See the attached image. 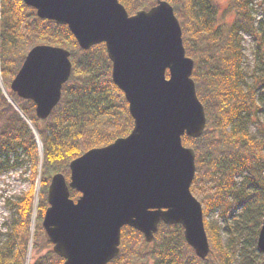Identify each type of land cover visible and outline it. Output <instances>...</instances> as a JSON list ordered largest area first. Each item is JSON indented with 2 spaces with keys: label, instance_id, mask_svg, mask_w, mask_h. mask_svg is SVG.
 <instances>
[{
  "label": "trees",
  "instance_id": "16d2710c",
  "mask_svg": "<svg viewBox=\"0 0 264 264\" xmlns=\"http://www.w3.org/2000/svg\"><path fill=\"white\" fill-rule=\"evenodd\" d=\"M166 1L179 20L185 55L194 61L191 76L205 113L201 135H183L181 141L194 151L196 173L190 192L202 206L209 254L204 259L197 257L179 224L160 223L152 242L124 226L120 252L108 264H264V255L256 246L264 216V132L257 138L248 130L253 115H264V22L254 28L258 36L254 49L259 64L255 69L258 85H247L241 34L250 32L255 22L251 0H228L233 21L227 26H217L215 0ZM119 3L132 15L149 9L156 0ZM73 36L67 26L38 18L34 8L22 0H0L3 86L10 88L27 52L35 45L68 49L72 63L60 100L44 120L36 117L30 99L18 98L11 90L6 97L0 89V172L17 165L21 157L29 164L31 180L29 190L12 203L16 215L0 242V264H26L29 242L32 248L48 250L28 264H63L41 227L51 177L61 173L68 181L73 159L128 135L132 129L124 94L111 79L105 45L83 50ZM26 120L40 140L41 153ZM39 168L40 189L30 236L34 181ZM69 196L76 200L79 193L69 189ZM225 204H229V214L223 226L208 222V213L218 209L225 216ZM222 231L229 239L226 243ZM237 240H241L238 250Z\"/></svg>",
  "mask_w": 264,
  "mask_h": 264
},
{
  "label": "water",
  "instance_id": "95a60500",
  "mask_svg": "<svg viewBox=\"0 0 264 264\" xmlns=\"http://www.w3.org/2000/svg\"><path fill=\"white\" fill-rule=\"evenodd\" d=\"M22 1L38 18L67 26L81 49L105 45L111 79L133 121L128 135L73 159L68 181L61 173L51 177L41 227L53 252L63 264H108L120 252L122 227L152 242L163 223L181 225L186 243L204 259L202 206L190 192L194 151L181 138L199 137L206 119L172 6L156 0L129 15L119 0ZM18 69L9 90L46 119L71 74L70 52L38 44ZM69 189L79 193L76 200ZM259 230L256 246L264 255V216Z\"/></svg>",
  "mask_w": 264,
  "mask_h": 264
},
{
  "label": "rangeland",
  "instance_id": "374dc122",
  "mask_svg": "<svg viewBox=\"0 0 264 264\" xmlns=\"http://www.w3.org/2000/svg\"><path fill=\"white\" fill-rule=\"evenodd\" d=\"M217 6V26H227L230 25L233 21L232 12L229 10L228 7V0H215ZM252 16L255 19L254 25L251 26L250 32H242V48H243V63L242 68L246 74L245 82L247 85H254L257 86V78L255 75V69L259 65H257L256 58H255V44L257 39V33L254 28H257L259 22H264V2L263 0H251L250 4ZM253 27V28H252ZM262 28H264V24H262ZM0 89L3 93L7 96V92L10 89L9 87H5L1 83L0 78ZM260 117L253 115L251 121L248 124L249 132L254 135L255 137H261L264 132V115L259 114ZM27 122H29L27 120ZM34 130H32L33 132ZM34 137L35 133L33 132ZM36 139V138H35ZM38 149H40V143L37 141ZM42 149L39 150V153ZM18 164L12 167H9L8 170L0 172V242L4 239V233L8 230V225L11 224L15 214V206L12 205L13 202L18 200L20 196L26 193L30 188V170L29 164L27 160L25 161L24 158L18 157ZM12 161H10V164ZM41 173L40 168L38 169L37 177L34 181V191H33V204H32V213H31V225L30 230L32 228L33 219L36 215L37 210V202H38V193L40 189V179ZM229 204H225L223 207V211L225 212L222 214L221 210H216L214 212L208 213L207 220L208 222H215L216 224L223 226L224 220L227 213ZM230 212V211H229ZM43 217V216H42ZM34 230V229H33ZM223 234V241L226 243L228 242L227 235L222 231ZM31 239V238H30ZM31 242H29L30 244ZM236 249L238 250L241 246V240H237L235 243ZM48 250L47 247H43V249L38 248H27V258L30 254V263L38 256L46 253ZM27 262V261H26ZM27 264V263H26ZM235 264H242V263H235Z\"/></svg>",
  "mask_w": 264,
  "mask_h": 264
},
{
  "label": "bare ground",
  "instance_id": "6f19581e",
  "mask_svg": "<svg viewBox=\"0 0 264 264\" xmlns=\"http://www.w3.org/2000/svg\"><path fill=\"white\" fill-rule=\"evenodd\" d=\"M32 229H34V228H32ZM29 261H30V254L28 255V258H27V264L29 263Z\"/></svg>",
  "mask_w": 264,
  "mask_h": 264
}]
</instances>
